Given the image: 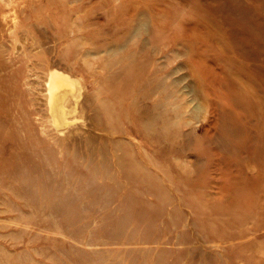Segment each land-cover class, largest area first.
<instances>
[{"label":"rangeland","instance_id":"374dc122","mask_svg":"<svg viewBox=\"0 0 264 264\" xmlns=\"http://www.w3.org/2000/svg\"><path fill=\"white\" fill-rule=\"evenodd\" d=\"M0 264H264V0H0Z\"/></svg>","mask_w":264,"mask_h":264},{"label":"bare ground","instance_id":"6f19581e","mask_svg":"<svg viewBox=\"0 0 264 264\" xmlns=\"http://www.w3.org/2000/svg\"><path fill=\"white\" fill-rule=\"evenodd\" d=\"M65 76V77H64ZM69 78V77H68ZM69 80H71L70 78H69ZM68 82V79L66 78V75H63V74H61V73H54V74H52L51 75V80H50V84H49V99H50V103H49V105H51V109L54 111V115L56 116V117H60V111H59V109H60V106H59V103H60V98L62 97V98H64L63 96L64 95H62V94H64V93H66V91L68 90H66L65 91V88L67 87L66 85V83ZM71 84V83H70ZM79 88V87H78ZM76 88H74V90H75ZM67 93H68V91H67ZM66 93V94H67ZM76 94V93H75ZM78 94H79V92H78ZM68 95H70V94H68ZM71 96V95H70ZM73 96V95H72ZM77 96V95H76ZM66 98V97H65ZM65 98L63 99V101H65ZM74 100V99H73ZM76 100H78V98L76 97ZM62 101V100H61ZM72 101V100H71ZM73 102V101H72ZM74 102H75V100H74ZM73 102V103H74ZM73 103L71 104L72 106L71 107H66V110H68V108H71L69 111H67V115H68V112H70L71 111V113H72V108L74 107L75 108V105L73 106ZM78 103V102H77ZM76 103V104H77ZM61 104V103H60ZM63 104V103H62ZM62 106V108H63V105H61ZM49 107V106H48ZM61 108V110H63ZM74 110V109H73ZM52 111V112H53ZM64 111V113H65V110H63ZM61 113H62V111H61ZM75 113V112H74ZM54 115H52L53 117H54ZM64 116V115H63ZM70 116V115H69ZM73 116V115H72ZM53 119V118H52ZM55 119V118H54ZM53 119V120H54ZM60 119H61V117H60ZM64 119V118H63ZM59 120V119H58ZM65 120H66V116H65ZM64 120V121H65ZM68 120V119H67ZM66 120V121H67ZM71 120V119H70ZM56 122H57V120H55ZM76 121V120H75ZM72 122V121H71ZM74 123V122H73ZM72 123V124H73ZM77 123V122H76ZM53 124H55V123H53ZM57 124V123H56ZM60 125V124H59ZM97 167V166H96ZM95 172H97V169L96 168H93V169H91V173H95ZM107 174V173H106Z\"/></svg>","mask_w":264,"mask_h":264}]
</instances>
